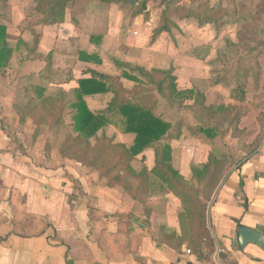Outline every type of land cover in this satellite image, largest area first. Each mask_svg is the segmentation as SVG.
<instances>
[{
  "label": "crops",
  "instance_id": "0c3cea01",
  "mask_svg": "<svg viewBox=\"0 0 264 264\" xmlns=\"http://www.w3.org/2000/svg\"><path fill=\"white\" fill-rule=\"evenodd\" d=\"M26 3L12 0L8 21L1 23L12 38L24 43H30L36 31V54L40 58L26 57L13 85L10 68H6L0 75V87L16 90L21 79L28 77L35 95L26 99V108H30L32 101L44 108L43 99L52 96L58 108L68 110V129L82 146L87 145L77 140L74 112L71 105H66L72 101L79 80L90 78V71L113 77L127 73L143 82V86H152L117 64L138 67L147 73L153 69H173L179 92L196 89L205 94L207 106L225 104L240 108L241 103L231 99L226 85L212 84L216 66L212 62L217 58L220 43L212 25L200 26L196 20L181 16L174 21L170 17L168 25L161 27L164 23L154 12L153 0L145 1L144 8L139 0H129L128 4L75 0L62 23L26 29ZM125 5L129 10L142 6L143 14L130 17ZM156 30L160 35L152 44ZM113 42L115 72L100 71L97 67L104 64V46ZM81 53L96 54L102 63L83 61ZM49 54L53 65L48 78L45 58ZM76 65L86 68L82 77L77 76ZM121 82L126 88H130L129 83L137 85L125 78ZM155 96L160 107L159 98L167 102L160 94ZM112 97L109 93L87 97L86 101L91 111L101 112ZM14 98L0 94V264H264V249L255 244L240 245L241 228L253 229L264 237V132L258 149L236 160L212 196L206 216L212 240V248H208L204 244L207 240H200L187 225L183 228L182 204L173 193L151 191L146 195L137 190L127 191L120 184L110 185L108 181L113 176L104 177L103 169L71 155L64 147L59 134L67 125L62 129L38 123L35 110L27 112L26 108L14 106ZM91 99L100 104L95 110L90 107ZM186 103L193 106L194 100H185L183 106ZM245 103L251 109L249 98ZM171 109L173 116L179 118L176 125L181 124L180 138L170 143L171 164L192 185L193 164L208 163L215 140L192 133V128L199 124L192 113ZM249 110L243 113L246 116L242 117L240 128L256 124L258 133L260 112ZM171 120L175 125L172 117ZM102 136L106 144L130 148L134 142L133 135L122 131L118 118L97 133L98 139ZM93 141L94 138L86 147V155L89 149L96 150ZM218 142L220 145L221 140ZM135 166L151 171L155 166L154 151L147 149L138 155ZM126 180L132 186L139 183ZM199 244L201 248H196Z\"/></svg>",
  "mask_w": 264,
  "mask_h": 264
},
{
  "label": "trees",
  "instance_id": "16d2710c",
  "mask_svg": "<svg viewBox=\"0 0 264 264\" xmlns=\"http://www.w3.org/2000/svg\"><path fill=\"white\" fill-rule=\"evenodd\" d=\"M70 0H32L25 4L24 13L26 16L31 14H41L49 17L45 22L46 25L62 23L66 16ZM106 3L124 2L129 0H102ZM143 2V8L145 7ZM10 5L8 2L0 0V75L6 70L12 55L20 52L22 47H29L22 40H15L8 34V28L1 21H8ZM215 10L218 12L217 7ZM193 11V9L191 10ZM194 12V13H193ZM188 11L186 18L196 20L200 26L212 25L216 29L217 21L212 17H201L197 11ZM207 13V12H206ZM205 13V14H206ZM160 31L156 30L152 38V44L156 42ZM98 38V37H96ZM257 50V49H255ZM222 50L217 51V58L213 64L223 62L221 60ZM52 54H49L45 61L47 62L46 73L49 78L52 76ZM80 59L88 62L101 64L98 55L80 54ZM121 69L127 68L130 72L137 74L140 78L146 80L149 85L155 88V91L139 92L137 86L140 80L130 76L127 73L119 77L108 76L96 71H90L91 77L79 80L78 89L72 93V101L69 105L73 114V129L78 134L77 140L90 146V140L95 139L96 150L94 151L91 166L103 169V176L109 179V184H120L127 191L137 190L148 195L151 191L162 192L163 194L173 193L182 204V213L180 214L181 224L187 225V229L196 235L200 240H207L204 244L212 248L211 236L207 229V203L218 188L225 174L235 165L232 153L219 150L218 141L228 133L233 136L234 131H238L242 116L236 111V108L225 105H206V96L203 92L193 89L191 91L179 92L176 86V78L173 76V69L156 70L153 69L147 73L141 68H131L124 64H117ZM241 61L235 64L239 70ZM250 73L246 71L245 77H239L234 74L230 77L234 81L236 89L231 91V99L243 103L246 101V76ZM227 71H215L213 85L227 84ZM155 75L163 77L161 81L155 79ZM122 78L135 82L137 85L130 91L121 82ZM111 93L113 95L107 108L101 112H93L89 109L86 98L97 95ZM155 93L163 96L167 102L174 108L182 111L185 100H194L193 112L199 124L192 128V133L201 136L207 140H215V149L210 154L207 164L197 166L193 164V181L199 185L204 184L203 192L195 190L193 185L189 184L184 178L172 167V151L170 143L179 139L181 136V124L173 125L165 113L161 112L159 102ZM65 95L64 93H60ZM131 94V96H129ZM264 95V94H263ZM262 95H256L253 101V108L262 109L263 113L259 115V123L264 132V98ZM263 97V96H262ZM43 104L56 106L54 98L49 96L43 99ZM57 107V106H56ZM115 118L119 119L122 131L125 134L134 136L133 145L128 148L125 145L106 144V138L99 140L97 133L104 127L109 126ZM228 122L229 126L224 128V123ZM174 132L171 130L174 129ZM241 133V131H239ZM262 135V133H261ZM219 139L216 141V139ZM217 145V146H216ZM260 142L257 144L254 152L258 149ZM147 149H152L155 153V166L151 171L139 166L136 168V157ZM253 152V153H254ZM87 153V152H86ZM252 154V153H251ZM121 173L123 175H121ZM126 178L138 181L137 186L129 184ZM201 248L197 245L196 248Z\"/></svg>",
  "mask_w": 264,
  "mask_h": 264
},
{
  "label": "rangeland",
  "instance_id": "374dc122",
  "mask_svg": "<svg viewBox=\"0 0 264 264\" xmlns=\"http://www.w3.org/2000/svg\"><path fill=\"white\" fill-rule=\"evenodd\" d=\"M3 1L10 3L12 0H2V2ZM73 1L75 0L69 1V6ZM26 2H29L31 5L32 0H22L23 4ZM216 3H219V6L217 7L218 12L215 10ZM153 4V8L155 9L154 12L156 13V15L159 14L160 16L157 18H161L163 20L162 22L164 24H161V27L165 24L166 26L168 25V23L170 22V17L171 21H174V19H177L181 16L185 17L188 11H197L198 14L202 15L201 17H212L217 21V26L220 27V29H217V36L220 38L218 47L222 50L221 60L223 62H218V64H216L213 74L215 73V71H228L229 74L226 76V79L230 82H227V84L224 85H226L228 89L232 91V89H236V85L234 81L230 80V77H232L236 73L239 77H245L246 71L250 70V73H248V75L246 76V94L248 95H246V98H249L251 100V109L257 110L260 112V114H262V109L253 108L252 100L254 101V97L256 95H262L263 97L261 96V98H264V0H220V2H212L211 0H197L196 2H193L192 0H153ZM126 8L128 9L127 6ZM192 9L193 11H191ZM139 13L143 14L142 6H140L139 9H130L128 11V15L130 17H134ZM25 18L26 29H29L32 26H44L46 25L45 22L49 20L48 16L41 15L39 13L31 14ZM220 33L222 35H220ZM38 39L39 36L36 31H34L31 42L27 43L29 47L23 46L20 50L21 52L19 53V55L17 53L16 55H12L7 66V68H10L9 71L11 72L9 73L10 79L12 80L11 85H13V83H17L19 76L18 70L21 67L22 61L26 57H28L27 60H30L31 57L37 59L40 58L36 54V51L38 50ZM87 40L88 38L86 36L84 38L85 44L87 43ZM115 46L116 45L114 42L111 44L109 43L106 47L104 46V50L102 52L104 64L101 67H97L100 71L109 73L115 72L113 68V60H115L113 58L115 56L114 52L116 53V50L114 49ZM72 51L71 53H73ZM23 54L26 55L23 56ZM111 57L112 59H110ZM238 61H241V67L239 68V70L235 68V64ZM75 69L77 71V76L82 77L83 72L86 68H84V66L82 65H76ZM16 73L17 75L15 76ZM32 78L33 77H31V79ZM27 79L30 80L28 77ZM27 79L25 81L24 79H21L20 84L17 85L16 90H10V87H6L4 89H1L0 87V94L4 95L5 98L15 97L12 104H14V106L19 105L20 108L23 109L26 108V105H28L29 102L28 101L27 103H25L26 99L29 98L30 95H35L33 87H30L29 81ZM155 79L157 81H161L163 77L155 75ZM142 84L143 82L139 83V86H137L139 92H142V89L143 91L156 90L152 86H143ZM128 85L130 87L128 88L130 91L133 89V87H136V85L133 83H129ZM129 96H131V94H129ZM93 100L94 99H91L89 104L92 110H95L97 106H100V104ZM159 101L162 103V107H160L161 111L166 113L169 116L168 118H170V120L172 117V119H174L176 123L179 118L174 117L173 113H171V105L167 102L165 103V101L161 98H159ZM243 103H241L240 108H238V106L231 105L232 107L236 108V111L241 116L243 113H246V111L250 109L247 103H245L244 105ZM30 104V108H26L25 111L28 112L29 110H31V108L34 109V114L36 115L35 118L37 119L38 123H45L47 125H51V127L55 126V128L57 127L62 129L63 125H67L64 131L62 130L63 132L59 134V136H61V138L64 140V147L68 148V151L71 155L79 156L80 159L86 161L87 163L88 161H93L95 150H93L92 148L89 149L88 155H86L85 151L87 146H82L81 144L77 143L72 131L68 129L70 120L69 112L67 109H61L60 107L58 108L56 106L51 107L49 105H45L43 108L40 107L41 105H38V102L33 101ZM68 104L69 103L67 102L66 105ZM177 107L178 104L175 105L176 111L179 110L177 109ZM46 109L48 110L47 113ZM181 109L183 112L185 111L186 113H192L193 117H195L193 114L195 109L193 106H190L189 103H186V105L182 106ZM116 122L118 124V121ZM223 125L224 128H226L229 126V123L225 122ZM258 125L260 126L259 121ZM239 131H241V133H239ZM261 133H263L262 129L257 133L256 124L250 125L249 128L245 127L244 129H241L239 125L238 131H234L233 136L231 133H228L221 139L219 150L232 153L233 160L236 163L237 159L239 160L241 157H246L247 155H251V153L253 154L257 144L261 142V139L263 137ZM103 138V136L99 137V140ZM192 185V188H194L195 190L203 192L204 184L199 185L198 183H193ZM211 199L212 197H210L208 200L207 208Z\"/></svg>",
  "mask_w": 264,
  "mask_h": 264
},
{
  "label": "water",
  "instance_id": "95a60500",
  "mask_svg": "<svg viewBox=\"0 0 264 264\" xmlns=\"http://www.w3.org/2000/svg\"><path fill=\"white\" fill-rule=\"evenodd\" d=\"M147 0H139V2H145ZM134 3V1H131ZM248 244H255L260 248L264 249V237L259 234L257 231L249 228L240 229V245L245 247Z\"/></svg>",
  "mask_w": 264,
  "mask_h": 264
}]
</instances>
